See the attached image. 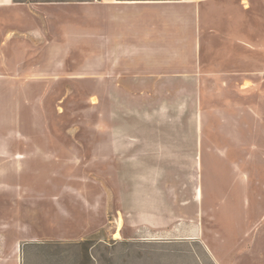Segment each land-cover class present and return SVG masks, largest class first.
Instances as JSON below:
<instances>
[{"label":"rangeland","instance_id":"374dc122","mask_svg":"<svg viewBox=\"0 0 264 264\" xmlns=\"http://www.w3.org/2000/svg\"><path fill=\"white\" fill-rule=\"evenodd\" d=\"M0 264H264V0H0Z\"/></svg>","mask_w":264,"mask_h":264},{"label":"bare ground","instance_id":"6f19581e","mask_svg":"<svg viewBox=\"0 0 264 264\" xmlns=\"http://www.w3.org/2000/svg\"><path fill=\"white\" fill-rule=\"evenodd\" d=\"M117 238H119L121 236V232H120V228H119V231L116 233L115 235Z\"/></svg>","mask_w":264,"mask_h":264},{"label":"crops","instance_id":"0c3cea01","mask_svg":"<svg viewBox=\"0 0 264 264\" xmlns=\"http://www.w3.org/2000/svg\"><path fill=\"white\" fill-rule=\"evenodd\" d=\"M132 2L134 1V0H131Z\"/></svg>","mask_w":264,"mask_h":264}]
</instances>
